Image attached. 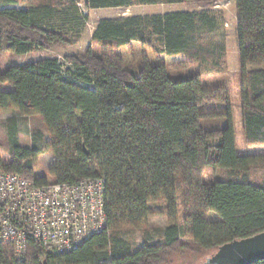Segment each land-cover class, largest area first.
Returning a JSON list of instances; mask_svg holds the SVG:
<instances>
[{
	"label": "trees",
	"instance_id": "trees-1",
	"mask_svg": "<svg viewBox=\"0 0 264 264\" xmlns=\"http://www.w3.org/2000/svg\"><path fill=\"white\" fill-rule=\"evenodd\" d=\"M71 1L17 9V0H0V59L75 45L78 38L63 31L81 18ZM83 1L89 9H121L133 2L212 0ZM218 1H232L237 13L243 140L247 146L264 145V69L247 70L264 63V0ZM217 25L215 9L102 19L91 35L97 52L88 46L83 54L67 55L66 63L40 58L0 70V114L16 115L3 123L7 158L0 157V171L38 186L102 179L105 212L104 229L69 253L49 254L29 235L25 260L16 259L11 245L0 244V264H194L264 233V185L251 182L248 172L264 166V154L237 152L227 90L203 85L197 74L170 75L164 61L151 64L145 56L135 72L114 53L132 41L143 46L150 34L169 57L206 63L214 53L198 45L195 36ZM209 106H223L225 112ZM33 116L41 119L50 140L36 131L31 145L22 146L19 118ZM222 118L228 120L224 128L200 124ZM46 152L53 157L52 182L34 174L37 158ZM220 169L228 170L225 178L203 182L204 172ZM157 203L165 205L168 226L159 242L148 241L145 233V242L133 249L119 232L145 230L154 214L150 205ZM210 213L218 218L209 220Z\"/></svg>",
	"mask_w": 264,
	"mask_h": 264
},
{
	"label": "rangeland",
	"instance_id": "rangeland-1",
	"mask_svg": "<svg viewBox=\"0 0 264 264\" xmlns=\"http://www.w3.org/2000/svg\"><path fill=\"white\" fill-rule=\"evenodd\" d=\"M76 3L81 18L74 24L64 27L63 31L68 32L69 36L77 37L78 41L73 46L58 47L48 50H38L35 53L28 55H13L5 54L0 59V70L5 69L10 65L25 64L29 61L40 58H54L66 63L65 57L73 54H83L88 46L92 47L97 52V45L91 42V35L96 27L97 23L102 19H118L123 16H152V15H164L165 13H173L180 11H201L207 9H215L217 12L218 25L212 32L200 33L196 35L197 44L201 47H206L212 50L214 56L212 60L206 63L188 62L186 57L182 55L168 56L161 52L162 45L157 37L153 35H145L144 45L142 46L138 41H132L124 47H120L114 50V53L121 56L125 67L127 69L138 71L142 68L143 59L145 58L151 62V64L157 61H164L169 67L170 75L190 76L199 75L202 84L205 86H221L224 87L232 102V127L235 135V142L237 152L242 155L251 154H264V145L250 146L244 143L243 129H242V113L239 105L240 99L239 90L241 83V68L238 58V49L236 43V27H237V13L232 1H218L212 0L207 2H192L179 5H142L133 2L132 6L121 9H89L84 5L83 0H72ZM17 5L13 8L25 9L29 3L34 6L40 5H52L60 6L69 4V0H17ZM55 26L59 25L58 20L53 23ZM188 63L182 67H178L179 64ZM252 69H264V63L259 66H250L247 70ZM206 109H214L216 111H224L223 106H209ZM16 116L15 113L0 114V157L7 158V152L4 145L5 130L3 123L5 119ZM226 118L221 119H208L203 120L200 124L206 129H218L224 128L228 125ZM19 133L18 141L22 146H30L31 135L39 131L42 134L44 140L49 141L50 136L45 131V126L39 117H25L19 118ZM53 157L48 152L40 155L35 162L34 174L37 178H45L49 182L50 180L48 167L52 164ZM228 170H217L214 173L204 172L202 180L205 183H211L215 180L225 178L228 175ZM249 176L251 182L257 185H264V166L258 165L250 168ZM151 210L153 216L149 219L147 228L133 229L130 227L123 228L119 235L131 244L133 249H138L145 242V233L148 235V241L159 242L160 231L164 230L168 225L167 217L165 215V205L163 203L151 204ZM209 220L217 219V215L214 213L209 214ZM180 222V218L178 220ZM147 231V232H145ZM211 253L198 260L194 264H205L206 259L210 258Z\"/></svg>",
	"mask_w": 264,
	"mask_h": 264
},
{
	"label": "built area",
	"instance_id": "built-area-1",
	"mask_svg": "<svg viewBox=\"0 0 264 264\" xmlns=\"http://www.w3.org/2000/svg\"><path fill=\"white\" fill-rule=\"evenodd\" d=\"M103 189L102 179L38 186L0 171V244L11 245L21 261L29 235L52 255L75 250L104 229Z\"/></svg>",
	"mask_w": 264,
	"mask_h": 264
},
{
	"label": "water",
	"instance_id": "water-1",
	"mask_svg": "<svg viewBox=\"0 0 264 264\" xmlns=\"http://www.w3.org/2000/svg\"><path fill=\"white\" fill-rule=\"evenodd\" d=\"M264 260V233L221 247L205 264H256Z\"/></svg>",
	"mask_w": 264,
	"mask_h": 264
}]
</instances>
